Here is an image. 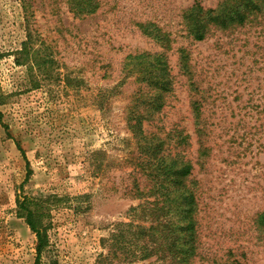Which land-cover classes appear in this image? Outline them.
<instances>
[{
	"label": "rangeland",
	"instance_id": "obj_1",
	"mask_svg": "<svg viewBox=\"0 0 264 264\" xmlns=\"http://www.w3.org/2000/svg\"><path fill=\"white\" fill-rule=\"evenodd\" d=\"M221 1L99 0L95 12L74 16L66 0H0V264H35L36 236L17 212L25 194L46 200L39 264L154 262L118 249L136 231L118 223H137V206L153 200L137 196L150 182L128 121L143 86L125 57L140 52L163 53L173 74L143 128L168 135L171 151L193 165L195 263L264 264L254 229L264 210V16L212 26L202 40L182 18L194 2ZM142 25L171 41L160 44ZM27 33L37 59H52L32 71L15 62ZM179 132L188 143L175 146Z\"/></svg>",
	"mask_w": 264,
	"mask_h": 264
},
{
	"label": "trees",
	"instance_id": "obj_2",
	"mask_svg": "<svg viewBox=\"0 0 264 264\" xmlns=\"http://www.w3.org/2000/svg\"><path fill=\"white\" fill-rule=\"evenodd\" d=\"M69 11L74 16H82L95 12L99 7V0H66ZM264 16V0H222L216 7H204L194 2L182 13L185 30L194 40L205 39L212 26L226 28L241 25L248 18ZM142 25L143 30L153 36L160 44L167 46L171 41L169 34L160 33L156 25ZM21 49L16 56V63L28 64V69L43 66L52 59H37L31 44V34L27 33ZM22 58V59H20ZM124 66L129 73L143 86L134 99V109L128 118L130 130L139 142V149L143 155L142 168L149 179L146 191L137 189V196L145 199L140 208L137 223H118L133 226L136 231L130 233L124 245L118 249L125 256L146 259L152 256V264H196L198 250V228L196 219V197L190 187L188 178L192 174L193 165L184 154L171 151V140L160 137L156 133H147L143 128L145 120L159 111L165 103V94L173 86V74L168 60L163 53L140 52L128 54ZM182 68H189V58L186 53L180 56ZM151 134V135H149ZM177 133L173 139L175 146L187 144L189 135ZM16 145L22 156L28 162L24 150L18 140ZM144 161V162H143ZM29 172V170H28ZM53 197V196H49ZM17 212L24 217L26 224L36 236L35 264H39L42 252L48 244V224L44 219L46 200L35 199L26 194L17 198ZM45 205V206H44ZM49 205H47V210ZM133 209H136L133 207ZM254 229L257 237L264 240V210L256 213ZM136 233V234H135ZM132 235H135L132 241ZM103 261V260H102ZM235 264H242L233 259ZM46 264H59L56 260Z\"/></svg>",
	"mask_w": 264,
	"mask_h": 264
}]
</instances>
